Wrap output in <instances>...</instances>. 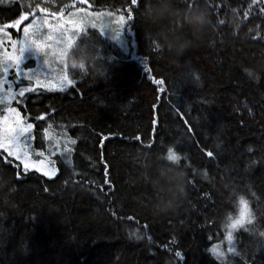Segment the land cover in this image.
Returning <instances> with one entry per match:
<instances>
[{"label":"trees","instance_id":"obj_1","mask_svg":"<svg viewBox=\"0 0 264 264\" xmlns=\"http://www.w3.org/2000/svg\"><path fill=\"white\" fill-rule=\"evenodd\" d=\"M85 8L124 15L128 49L90 27L62 66L73 85L18 96L35 149L59 173H25L4 154L0 264H221L214 244L225 264H264V0H0V27ZM169 147L179 161L167 160ZM177 169L183 199L155 214ZM240 197L255 219L233 232L234 255L225 226Z\"/></svg>","mask_w":264,"mask_h":264},{"label":"rangeland","instance_id":"obj_2","mask_svg":"<svg viewBox=\"0 0 264 264\" xmlns=\"http://www.w3.org/2000/svg\"><path fill=\"white\" fill-rule=\"evenodd\" d=\"M74 10L70 14L66 15L63 18H58L56 16H52L49 14H45L43 16H38L34 19H30L27 16V19L21 20L20 24L13 27L12 24H9L5 27H0V80L4 81V86L0 87V136L4 134V129L7 127L15 128L18 125H23L28 123L27 120L24 118L22 112L19 110L14 103L17 101L18 96V88L20 85L13 84L12 85V96L11 98H7V82L12 80L15 76V68H10L9 64L11 63L12 58L19 55V48L21 47V42L24 41L25 36L23 29L28 27L30 22L34 21L32 27L29 28L30 38L33 40H43V38L53 29H55L53 33V41L45 43V51L48 53L47 59L50 62V66L55 70L54 76L55 79H45L44 75H50L51 69L44 63V58L40 53H38L35 49L26 48L23 53L22 58V67L27 71H32L38 74H41L42 83L37 85L35 84L34 80H21V83L25 86L29 87L30 89L36 88H44L47 89V86L50 84L53 90H59V83L57 80L59 79V74L62 73V66L65 64V58L67 51L70 50L72 46V39L62 47L57 44L56 38L61 34L64 28H69L70 30L64 34V38L67 39L69 36H73V33L78 34L82 31L93 27V25L97 27H102L106 36L122 47L124 50L128 49V20H126V24L124 26V30L122 31L121 36L118 39H114L113 35L116 31V24L114 21L118 18L121 14H116L112 11H92L90 9H82L83 11ZM69 18L75 21V25H68L65 24L64 21L68 20ZM47 20V24H42L43 20ZM59 23L60 27H56ZM37 25H40L39 31H37ZM59 43V42H58ZM15 45V47H14ZM33 90L27 91L24 93L27 94ZM23 95V96H24ZM12 108L15 109L16 112L19 113V120L15 116V113L6 111V109ZM8 117L7 120H3V117ZM34 139V131L31 130ZM34 139L32 140V148L33 152L29 155V164H33L37 161L38 157L36 156V152H38L34 147ZM3 151V149H0ZM56 154V153H55ZM46 155V154H45ZM47 156V155H46ZM49 160L51 156H47ZM12 158V157H11ZM14 160V158H12ZM16 161V160H15ZM19 163V161H17ZM20 165V164H19ZM23 169V166L20 165ZM55 169L54 172L52 170ZM25 173L28 172H36L31 166L28 170H24ZM44 171H49L52 174L50 176H46L48 178H55L58 173V167L54 163L49 164L48 160L45 161V164L42 166V171L37 172L39 174H43ZM45 176V175H44Z\"/></svg>","mask_w":264,"mask_h":264},{"label":"snow or ice","instance_id":"obj_3","mask_svg":"<svg viewBox=\"0 0 264 264\" xmlns=\"http://www.w3.org/2000/svg\"><path fill=\"white\" fill-rule=\"evenodd\" d=\"M130 2H131V4L135 5L137 3V0H130ZM189 3H191V0H189ZM41 11L44 12V11H46V9H41ZM80 11H83V10L81 9ZM71 15L72 14H70V17H71ZM25 19H27V16L21 15L19 17V19L15 20V22L12 26L15 27L16 25L20 24L21 20H25ZM128 19H131L130 14L128 16ZM64 23L68 24V25H75V21L71 18L64 21ZM114 23L116 24L117 27H116L115 34L113 35V38L118 39L121 36L122 31L124 30V26L126 24L125 16L119 15L118 18L114 21ZM219 23L223 24L224 21L221 20V21H219ZM33 24H34V21L30 22L29 26L25 27L23 29L25 39H24V41L21 42V47L18 50L19 55L12 58L11 63L9 64L10 68H15V76L12 80H9L7 82V98H11V96H12V85L14 83L20 85L18 88V94L20 96H23L25 92L33 90V89H30L29 87L22 84L21 80H28V81L34 80L35 84H37V85H39L43 82L41 79V74H38V73H35L32 71H27L22 67L23 53H24L26 48L35 49L38 53H40L43 57H45L44 63L46 65H48V67L52 71H51L50 75H47V76L44 75V77H45V79H55V76L53 75L55 70L50 66V62L47 59L48 53L45 51V43H44V41H47V42L53 41V33H54L55 29L50 31L43 38V40H33L30 38V33H29V28L32 27ZM42 24H47V20L46 19L43 20ZM36 27H37V31H39L40 25H37ZM56 27H60L59 23L57 24ZM93 27H95V25H93ZM69 30H70L69 28H64L63 31L61 32V34L56 38L57 44L60 45L61 47L65 44H67L71 39H73V37L75 35V33H73V36H69V37H67V39H65L64 34L66 32H68ZM104 34L105 33L103 31H101V35H104ZM14 47H15V45H14ZM248 74L250 76L252 75L251 72H249ZM57 82L59 83V86H60L59 90L60 91H65L68 86L74 84V81L70 80L68 77H66L63 72L59 74V79L57 80ZM154 83L156 85H163L164 81L161 79H156L154 81ZM3 86H4V81L0 80V87H3ZM47 90L48 91L53 90V88L51 87L50 84L47 86ZM159 91L162 92V91H164V89L162 87H160ZM154 107H155V105H154ZM6 111H10V112L15 113L17 121L19 120V113L16 112L15 109L8 108V109H6ZM42 118H43L42 116L37 117V119H42ZM2 119L7 120L8 117L5 116ZM153 123H155V121H153ZM48 127L51 128V124H49ZM32 129H33L32 123H25L23 125H18L15 128L7 127L4 129V134L2 136H0V149H3V153H0V162H3V159L6 157H12V158H14V160L19 161V164L23 166V169L25 171L28 170L29 167L31 166L36 172L42 171V166L45 164L46 160H48L49 164L54 163V161H51L48 159V157L45 155V151L41 150V151H38L35 153L36 156L38 157L37 161L31 165L29 164V155H30V153H32L34 151L32 148V140L34 139V136L31 132ZM190 130L191 129H189V131ZM137 139H138V137H137ZM70 144L75 145L76 140L71 139ZM59 147H60V145H59L58 140H55V138H53V145H49V147H48L49 155H55V149L59 148ZM101 147H103V144H101ZM64 151L70 153L72 151V149L66 145ZM248 151L251 152L252 148L249 147ZM4 154H6V157L4 156ZM62 155H63V153H62ZM206 155L208 157L215 158L214 153L212 151H207ZM101 156H102V153H101ZM167 160L176 162V161L180 160V156L177 155L171 147H169L167 149ZM12 162L13 161L10 160L9 164H11ZM18 167H19V165H18ZM54 171H55V169L52 170V172H54ZM20 174L22 175L24 173L22 172ZM43 174L45 176H50L52 173L49 171H44ZM103 183L105 185H110V181L108 179V165H107V163H104V181H103ZM45 191H47V189H45ZM239 203H240V205L243 206L239 215L236 218L228 217L229 222L225 226L226 230H227V234L225 237V239L227 240V243H228L227 251L233 253L234 255H240V253L236 251L233 232L237 229H243L245 232L249 231V228L246 227V225H252L253 221L255 219L253 213L248 209L247 201L243 197H240ZM129 219H131V217H129ZM145 227H147V225H145ZM260 236L264 237V232H261ZM139 238L140 237L137 236V239H139ZM209 239H211V237H209ZM209 251H211L213 253V255H215V257L221 261V264H225V261L223 259L225 252L220 249L219 244H214L211 247V249H209ZM175 255L178 257H181V259H183L180 252H176Z\"/></svg>","mask_w":264,"mask_h":264},{"label":"clouds","instance_id":"obj_4","mask_svg":"<svg viewBox=\"0 0 264 264\" xmlns=\"http://www.w3.org/2000/svg\"><path fill=\"white\" fill-rule=\"evenodd\" d=\"M196 15L203 16L205 24L210 26L211 21L209 20V17L206 11L197 12ZM189 19H191V15H189ZM168 51H169V54L173 55L176 58L179 68L181 69L187 68L186 64L179 63V57L184 55V53L188 51L187 49L181 52L179 54V57H177L174 50H168ZM95 66L96 68H99L101 72H103L104 69L102 65H100L99 63H96ZM87 69H88V65L86 64L85 70ZM174 177L176 179V183L170 186V189L167 191L166 195L164 196V199L163 200L159 199L153 203L152 211L155 214H166L169 212H173L179 207L183 199L184 191H185L184 183H183V174L177 169L174 172Z\"/></svg>","mask_w":264,"mask_h":264}]
</instances>
